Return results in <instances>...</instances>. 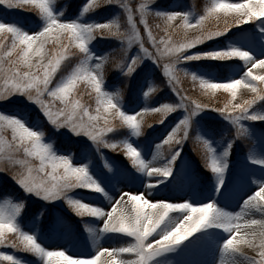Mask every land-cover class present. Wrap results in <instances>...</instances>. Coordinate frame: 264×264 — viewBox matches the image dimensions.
<instances>
[{
    "label": "rangeland",
    "instance_id": "obj_1",
    "mask_svg": "<svg viewBox=\"0 0 264 264\" xmlns=\"http://www.w3.org/2000/svg\"><path fill=\"white\" fill-rule=\"evenodd\" d=\"M144 0H127L134 12L133 19L144 39L145 46L152 47V42L147 38L144 23L141 21L137 5ZM214 0H150L148 7L152 9L146 16L147 22L157 39L161 35L165 38L172 36L174 42H183L187 39H195L204 32H211L222 28L225 22H230L231 27L220 36L202 39L200 43L193 44L192 48L185 49L186 54L194 52H206L214 49L240 48L249 51L251 57L257 60H264V17H256L250 21H244L237 25L233 17L236 13H225L217 10L208 13L207 9ZM228 3H239L242 0H226ZM87 0H52V11L60 19L70 21L77 19L79 22L88 24L93 22L103 23L116 18L121 29L128 28L127 13L121 4L115 0L100 2L90 8L84 15H81L83 6ZM124 3V0H121ZM157 11H176L189 14V24L183 23L181 16L175 17L166 24L165 18L157 16ZM199 16L205 19L201 25H196L195 20ZM0 19L5 22H15L21 28L29 31H38L45 23L39 15V8L28 5L25 8L7 9L0 4ZM168 27L169 31L164 32ZM2 35V34H0ZM10 44V39L5 41ZM66 42L62 40V43ZM124 42L115 36L95 35L88 42V49L93 54L89 61L94 64L99 58L107 54L103 64L102 90L108 93L121 91L120 98H114L121 110L129 114H135L141 121L140 131L127 126L120 125L105 133L104 140L108 143H116L117 148L112 149L101 141H93L87 134L75 133L65 125L57 128L47 119L39 105L28 101L21 94H14L16 97H8V102L0 100V111L8 114L20 115L27 126L39 125V130L44 131L42 140L52 145V150L57 155L69 157V162L74 166L85 165L89 174L98 182L102 191L97 189H86L77 186L55 199H45L42 195L33 192H25L23 187L14 178V174L26 170L21 161H30L33 165H39L38 157L28 156L22 149L19 152L10 153L9 145L14 144L11 128L4 130L3 138H0V207L5 211L13 213V220L22 232L35 236L37 242L45 249L58 251L64 250L68 255H84L85 258L96 256L101 248L125 247L132 241L131 236L120 232L105 230L102 225L104 218L85 211L84 215H78L67 203L65 196L82 200L85 203L101 207L106 211L111 210L112 205L122 198L128 199L126 193H144L145 198L151 200H168L169 202L189 201L193 203H206L214 201L216 205L230 212H239L244 200L255 193L261 185H264V98L257 100L248 110L249 113L259 118L251 119L248 114L240 117L239 126L225 118L215 108L224 107L232 98L231 92L227 89L206 88L199 80H193L191 75L177 74L179 84L177 88L188 96H191L200 104L212 105L204 108L190 117L189 136L178 145L180 151L175 160L171 162V172L166 177L161 173L154 176L147 171L141 170L133 165V157L126 155L127 148L122 144L128 142L137 147L141 158L148 162V165L156 168L168 165L171 160V153L174 148H169L164 141L171 128L188 113L184 108H175L161 119L158 112H144L142 109L158 108L163 103L177 104L179 97L173 87L168 83V77L164 74L163 64L166 59L162 58L159 64L150 57H143L141 63L131 75H127L122 68L115 67L118 61L125 59L123 50ZM60 46L50 39L45 45L46 50ZM71 56L65 55L60 61L54 75V80L70 72L80 62L81 52L75 43L70 48ZM139 44L133 43L128 48L127 58L140 53ZM38 57L33 56V60ZM255 65V66H254ZM186 69L189 73L207 79L209 81L222 83L230 79H239L246 71L251 69L254 80L257 75L264 76V66L251 64L240 57H229L226 59L199 58L182 60L177 65ZM158 77V78H155ZM236 88V98L232 103H242L249 97L255 95L245 85ZM258 86L259 81H256ZM151 85H156V90L145 96V90ZM137 87L136 96L129 97L130 92ZM135 92V91H134ZM134 94V95H135ZM81 101V104L89 107V111L96 114V93L94 86L87 79L77 82L72 93ZM214 98V99H213ZM60 104L59 99L55 101ZM111 112V110H109ZM102 115L100 122L103 123ZM112 123L120 124L119 117H115ZM238 127L240 129L237 134ZM199 135L209 141L214 156L223 172L216 173L210 167L205 166L204 149L197 142ZM161 144L159 151L157 145ZM228 149L227 156L224 155ZM11 154L14 160L8 161L6 157ZM59 163V162H58ZM51 170V165L47 166ZM60 171V169H58ZM160 182L154 187H146L153 180ZM222 179V183H221ZM219 185V188H218ZM106 193V194H105ZM22 207L17 211L16 206ZM179 210H170L169 215L163 222L164 226H173L178 219L183 217ZM246 218L257 221H264V213L259 209H249L245 214ZM245 218L234 223L239 224V231L232 235L234 247L238 252L225 254L222 250L223 241L229 233L210 222L193 232L184 241L171 246L151 264H248L247 257L259 258V229L260 224L247 225ZM185 222V226L190 224ZM252 233H256L253 238ZM6 239L19 243V247L12 244H0V252H7L14 255L20 264H45L44 258L31 252L17 239V234L4 230ZM155 236L149 237V240ZM159 239V237H155ZM249 241H252L250 244ZM132 258L131 254L122 253L116 257L120 259ZM113 256L107 252H100L96 264H112ZM2 264H14L13 261H6L0 257Z\"/></svg>",
    "mask_w": 264,
    "mask_h": 264
},
{
    "label": "snow or ice",
    "instance_id": "obj_2",
    "mask_svg": "<svg viewBox=\"0 0 264 264\" xmlns=\"http://www.w3.org/2000/svg\"><path fill=\"white\" fill-rule=\"evenodd\" d=\"M100 2H108V0H100ZM115 2L121 4V7L127 13L128 28L121 29L116 18L103 23L93 22L88 24L81 23L77 19L62 20L52 11L50 6L52 0H0V4L5 5L7 9L25 8L28 5H34L39 8V15L45 21L38 31L33 32L21 28L15 22H5L0 19V34H2L0 35V100H4L7 103L8 97L15 98L14 94H21L28 101H33L36 105H39L47 119L57 128L60 125H65L72 132L87 134L94 142L101 141L107 147L116 149V143H108L104 140L105 133L122 124L139 132L141 121L137 119L135 114H129L121 110L118 103L114 102L113 97L118 98V92L110 94L102 90L103 64L107 59V54L90 65L89 61L94 57L87 45L95 35L115 36L124 42L122 47L125 59L120 61L117 68H122L127 75L133 73L143 57H150L155 63L159 64L162 58L171 54H176L181 61L194 58L226 59L229 57H240L247 64L255 61L256 64L264 66V60L253 59L249 51L235 47L214 49L202 53L194 52L191 55L186 54L185 49L192 48L193 44L200 43L202 39L220 36L222 32H227L228 28L232 26L227 21L222 28L204 32L195 39L174 42L171 35L167 39L164 35L157 39L146 19L147 14L152 11L148 7L150 0H144V2L137 5V8L140 12L141 21L144 23L147 38L152 42V47L148 48L145 46L140 30L133 19L134 12L127 0H124V3H121V0H115ZM96 5L97 0H87L81 15H84L86 11L96 7ZM217 10L225 13H236L233 19L235 24L239 25L256 17H264V0H242L239 3L214 0L211 6L208 7L207 12L214 13ZM156 15L165 18L166 24L175 17L181 16L186 26H192L189 24V14L186 12L157 11ZM204 19V16H199L195 20L196 25H201ZM168 31V27H165L164 32L167 33ZM9 39L10 44L5 42ZM50 39L54 40L60 47L46 50L45 45ZM62 40L66 42L62 43ZM73 43L80 49V62L70 72L60 76L59 79L53 82L56 70L60 66V61L65 55H72L70 48ZM133 43H138L141 51L128 59V48ZM33 56L38 57V59L33 60ZM163 69L165 76L168 77V83L179 97V102L177 104L163 103L158 108L146 107L141 111L158 112L161 115V119L175 108H184L188 113L171 128L164 141L161 142L167 143L169 148L175 149L171 153V160L166 166L153 168L141 158L140 151L132 143L126 142L122 145L127 148L126 155L134 158L132 160L133 165L147 171L151 176H154L155 173H161L166 177L171 172V162L179 154L178 145H182L183 141L189 136L190 117L204 108L213 106L200 104L178 89L179 80L172 65L164 63ZM190 75L194 81L199 80L206 88H223L231 92L232 98L228 103L224 107L215 108V110L237 126H239L242 115L248 114L251 119L259 118L249 113L248 110L257 100L264 98V76L257 75L254 80H249L248 78L253 76L251 69H249L239 79H230L227 82L217 83L200 78L195 74ZM84 79H87L95 89L97 98L95 115L89 111L88 106L81 104L79 99L69 96L77 82ZM246 80L248 82L245 86L251 89L255 95L242 103H232V100L236 98L237 86L245 84ZM256 81L260 82L259 86ZM155 90L156 85H151L145 90L144 95L148 96ZM57 98L60 101L58 106L55 103ZM101 114H103V123L100 122ZM115 117H119V125L112 123ZM6 128H11L12 140L14 141V144L9 145L10 153L19 152L22 149L28 156L38 157L40 160L39 165H33L27 160L21 161L25 165L26 170L14 174V178L25 192L42 195L45 199H55L65 195L66 192L78 185L86 189L102 191L100 184L89 174L85 165L74 166L69 162L68 156H58L52 150V145L42 140L45 133L39 130L38 124L29 127L20 118L19 114L13 115L8 114L6 111H0V138H3ZM239 132L240 129L238 127V135ZM196 140L204 149L205 166L210 167L213 172H223V168L219 166L217 159L212 156L213 149L209 146V141L199 135L196 136ZM160 148L161 144L157 145L158 151ZM227 154L228 149L226 148L224 155L227 156ZM0 159H5V157L0 156ZM6 159L12 161L14 156L9 154ZM49 164L51 165L50 171L47 168ZM159 182L158 179L151 181L145 192H148V188L154 187ZM126 197L128 199L117 200L112 205L111 210L106 211L93 204L65 196L68 205L78 215H84L85 211H90L94 216L106 217L102 225L103 229L127 234L134 238L125 247L101 248L97 251L96 256H91L90 258H85L84 255H68L64 250L53 251L45 249L37 242L34 235L22 232L12 218L13 213L5 211L3 207H0V244L9 243L13 247L20 246L19 243L6 239L4 230L7 229L9 232L16 233L17 239L29 251L43 257L45 264H96V259L100 252L110 253L113 256L112 264H151L154 259L162 255L171 246L184 241L193 232L210 222H214L218 227L229 233L228 238L222 244V250L225 254L238 252V249L234 247L232 235L234 232L239 231V224L234 223V221H239L243 217L245 218L244 223L247 225H256L258 223L264 225V221L249 220L245 216L248 210L252 208L259 209L261 213H264V185H261L255 193L248 196L244 200L241 210L235 213L218 207L214 201L206 203L182 201L176 203L168 200H151L145 198L144 193L134 194L132 192L126 193ZM20 207H22V202L16 206L17 211ZM209 207L215 209V211L211 216L204 217V212ZM170 210H179L183 219L179 218L173 226L166 227L163 222L169 215ZM186 221L191 223L185 226ZM152 233H155V236L149 240ZM252 235L255 239L256 233H252ZM155 237H159V239ZM249 243L251 244L252 241H249ZM259 247V258L247 257L248 264H264V240L259 239ZM122 253L131 254L132 258L125 259L121 257L116 259ZM0 257L6 261H13L14 264H20L14 255H10L7 252H0Z\"/></svg>",
    "mask_w": 264,
    "mask_h": 264
},
{
    "label": "clouds",
    "instance_id": "obj_3",
    "mask_svg": "<svg viewBox=\"0 0 264 264\" xmlns=\"http://www.w3.org/2000/svg\"><path fill=\"white\" fill-rule=\"evenodd\" d=\"M184 39H187V34H185V36L183 37ZM166 59V63L165 64H169V65H172L174 68H175V72L177 74H183V75H189L191 73H189L186 69L184 68H179L177 67V65L180 63V59L179 57L176 55V54H171V55H166L164 57ZM120 63V61H118L116 64H115V67H117V65ZM178 78V76H176ZM118 98L121 97V91H118ZM215 211V209L209 207L205 212H204V217H209L213 214V212ZM259 239L261 240H264V225H261L260 226V229H259Z\"/></svg>",
    "mask_w": 264,
    "mask_h": 264
},
{
    "label": "trees",
    "instance_id": "obj_4",
    "mask_svg": "<svg viewBox=\"0 0 264 264\" xmlns=\"http://www.w3.org/2000/svg\"><path fill=\"white\" fill-rule=\"evenodd\" d=\"M155 78H158V77H155ZM136 90H137V87H134V91L133 92H130V94H129V97L128 98H131L132 96H136ZM135 94V95H134ZM214 99V98H213Z\"/></svg>",
    "mask_w": 264,
    "mask_h": 264
}]
</instances>
